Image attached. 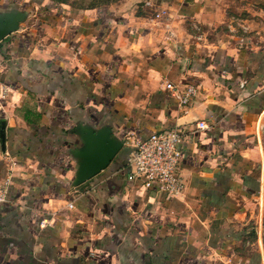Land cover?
Here are the masks:
<instances>
[{"label": "crops", "instance_id": "1", "mask_svg": "<svg viewBox=\"0 0 264 264\" xmlns=\"http://www.w3.org/2000/svg\"><path fill=\"white\" fill-rule=\"evenodd\" d=\"M0 31V264H264V0H0ZM168 83L200 86L187 114ZM174 129L175 199L127 166ZM109 141L124 146L78 184Z\"/></svg>", "mask_w": 264, "mask_h": 264}, {"label": "built area", "instance_id": "2", "mask_svg": "<svg viewBox=\"0 0 264 264\" xmlns=\"http://www.w3.org/2000/svg\"><path fill=\"white\" fill-rule=\"evenodd\" d=\"M166 88L178 101L180 109L187 114L188 108L198 96L200 86L195 83L185 86L168 83ZM11 94V87L0 81V110ZM206 128V123L199 126L201 130ZM184 138L182 130L174 129L153 133L146 140L130 145L127 166L131 181L145 189L156 187L159 193L173 199L181 197L187 188L181 174L183 157L180 144ZM11 183L10 173L0 180V205L7 202ZM68 209H74L73 203L68 204Z\"/></svg>", "mask_w": 264, "mask_h": 264}, {"label": "water", "instance_id": "3", "mask_svg": "<svg viewBox=\"0 0 264 264\" xmlns=\"http://www.w3.org/2000/svg\"><path fill=\"white\" fill-rule=\"evenodd\" d=\"M4 34L5 31H0V40ZM123 146L124 143L115 144L109 141L105 145L98 144L92 146L93 148L90 147L87 151L85 164L81 168L77 183H84L107 169Z\"/></svg>", "mask_w": 264, "mask_h": 264}, {"label": "rangeland", "instance_id": "4", "mask_svg": "<svg viewBox=\"0 0 264 264\" xmlns=\"http://www.w3.org/2000/svg\"><path fill=\"white\" fill-rule=\"evenodd\" d=\"M56 1L58 7L68 6L76 10H92L100 5H112L121 0H52ZM92 8V9H91Z\"/></svg>", "mask_w": 264, "mask_h": 264}, {"label": "trees", "instance_id": "5", "mask_svg": "<svg viewBox=\"0 0 264 264\" xmlns=\"http://www.w3.org/2000/svg\"><path fill=\"white\" fill-rule=\"evenodd\" d=\"M53 4H57L56 3V1H52V0H50ZM106 6H109V5H100V6H98L96 9H100V8H102V7H106ZM92 9V8H91ZM92 10H94V9H92Z\"/></svg>", "mask_w": 264, "mask_h": 264}]
</instances>
